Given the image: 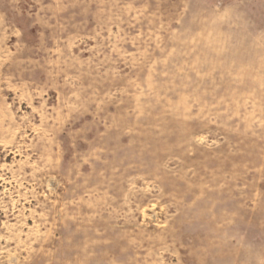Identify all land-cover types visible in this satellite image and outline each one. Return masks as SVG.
Returning a JSON list of instances; mask_svg holds the SVG:
<instances>
[{
	"label": "rangeland",
	"instance_id": "1",
	"mask_svg": "<svg viewBox=\"0 0 264 264\" xmlns=\"http://www.w3.org/2000/svg\"><path fill=\"white\" fill-rule=\"evenodd\" d=\"M0 264H264V0H0Z\"/></svg>",
	"mask_w": 264,
	"mask_h": 264
}]
</instances>
